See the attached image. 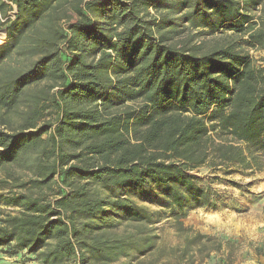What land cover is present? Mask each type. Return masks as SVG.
<instances>
[{
    "label": "trees",
    "instance_id": "trees-1",
    "mask_svg": "<svg viewBox=\"0 0 264 264\" xmlns=\"http://www.w3.org/2000/svg\"><path fill=\"white\" fill-rule=\"evenodd\" d=\"M7 2L0 61L16 47L32 61L0 80V109L17 113L39 82L55 90L27 101L17 131L0 130V167L31 151L38 169L0 180V206L13 210H0V251L36 264H143L158 240L146 228L167 211L187 232L174 262L192 264L210 240L180 220L217 202L190 173L264 165V66L249 54L264 49V0ZM1 10L12 11L0 0ZM55 177L67 191L38 195ZM120 222L134 232L117 235Z\"/></svg>",
    "mask_w": 264,
    "mask_h": 264
},
{
    "label": "rangeland",
    "instance_id": "rangeland-1",
    "mask_svg": "<svg viewBox=\"0 0 264 264\" xmlns=\"http://www.w3.org/2000/svg\"><path fill=\"white\" fill-rule=\"evenodd\" d=\"M9 12L11 11L8 10L6 16ZM2 13L3 10L0 11V16L4 18ZM217 40L218 37L215 36L205 42L207 46H211ZM27 42L25 33L21 44L25 45ZM20 49L21 47H16L0 61L1 81H9L14 74L24 71L30 65L32 57ZM249 54L259 65L264 66V49L250 50ZM50 86L51 83L42 81L27 88L18 103V112L21 113L26 109L27 101L32 96L38 97L39 101L51 96L55 89H51ZM18 112L7 113L4 109H0V130L17 131L21 124ZM46 114L45 112L41 116L37 124L47 120ZM36 159V154L30 151L16 163L0 167V180L7 177L19 178L23 182L36 179L38 172ZM190 174L200 179V186L211 189L217 202L216 209L193 210L180 220L183 229L189 230V236L199 234L210 240L201 253L193 255L192 264H264V165L260 171L239 170L232 174H226L224 168L217 167L213 171L211 167L205 166ZM62 191L66 192L67 188L60 183L59 178L55 177L50 190L37 191V194L51 199L52 195ZM127 196L138 206H143L149 211L157 210L153 205L139 203L132 194ZM0 210L5 213L13 212L11 208L1 206ZM165 212L159 223L146 228L149 234L155 233L158 240L155 250L142 259L143 264H175L174 253L181 249L183 235L187 232H179L178 227L168 217L169 213ZM133 232L134 229L124 222L118 223L115 230L117 235ZM218 242L221 243V250H216ZM193 250H196V247ZM189 256L187 255L186 258ZM33 257L26 252H19L9 257L0 251V264H36L31 261ZM126 263L127 259H120L111 264Z\"/></svg>",
    "mask_w": 264,
    "mask_h": 264
},
{
    "label": "built area",
    "instance_id": "built-area-1",
    "mask_svg": "<svg viewBox=\"0 0 264 264\" xmlns=\"http://www.w3.org/2000/svg\"><path fill=\"white\" fill-rule=\"evenodd\" d=\"M3 2L7 3L10 5V7L12 8V11L8 13V17H4L2 18L0 16V46L4 43L5 41V31L3 25L7 22L8 19L12 20L14 18V13H15V8L14 6H12L9 2H7V0H2Z\"/></svg>",
    "mask_w": 264,
    "mask_h": 264
}]
</instances>
